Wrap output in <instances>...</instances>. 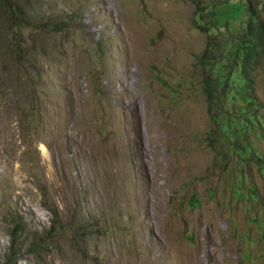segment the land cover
<instances>
[{"label":"rangeland","instance_id":"rangeland-1","mask_svg":"<svg viewBox=\"0 0 264 264\" xmlns=\"http://www.w3.org/2000/svg\"><path fill=\"white\" fill-rule=\"evenodd\" d=\"M196 1L0 0V264H264V126L219 139ZM200 1L223 80L247 0Z\"/></svg>","mask_w":264,"mask_h":264},{"label":"trees","instance_id":"trees-1","mask_svg":"<svg viewBox=\"0 0 264 264\" xmlns=\"http://www.w3.org/2000/svg\"><path fill=\"white\" fill-rule=\"evenodd\" d=\"M3 5L9 6V0H1ZM195 26L205 32L209 41L206 49L198 57L203 75H206L204 92L208 102V112L218 127V137L224 144L238 155L245 154L251 149L248 140L252 133L264 126V116L261 113L263 105L256 94L255 74L264 63V0H247L244 12L247 16L246 26L236 42L232 52L231 65L228 75L223 80L213 78L215 69L214 32L216 23L202 12L201 1H196ZM216 19V15L214 14ZM215 83H211V82ZM230 100L233 102L230 104ZM242 105L241 110L237 107ZM235 136L234 140L231 138ZM243 139L244 142H241ZM264 177V163L259 169ZM240 177H243L240 171Z\"/></svg>","mask_w":264,"mask_h":264},{"label":"bare ground","instance_id":"bare-ground-1","mask_svg":"<svg viewBox=\"0 0 264 264\" xmlns=\"http://www.w3.org/2000/svg\"><path fill=\"white\" fill-rule=\"evenodd\" d=\"M144 156H145V155H144ZM144 156H143V157H144ZM123 159H124V157H123ZM139 159H140V158H139ZM141 159H142V157H141ZM146 162H147V161H146ZM141 163H142V165H143V164L145 163V160L142 159V160H141ZM142 167H143V166H142ZM140 223H141V222H140ZM140 223H139V224H140ZM146 223H147V222H146ZM146 223H145V224H146ZM145 224H144V225H145ZM142 226H143V225H142ZM143 227H144V226H143Z\"/></svg>","mask_w":264,"mask_h":264}]
</instances>
